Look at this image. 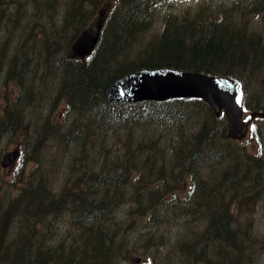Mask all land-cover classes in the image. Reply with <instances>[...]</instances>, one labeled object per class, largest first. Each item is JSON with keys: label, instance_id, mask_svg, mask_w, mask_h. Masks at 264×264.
I'll return each mask as SVG.
<instances>
[{"label": "trees", "instance_id": "1", "mask_svg": "<svg viewBox=\"0 0 264 264\" xmlns=\"http://www.w3.org/2000/svg\"><path fill=\"white\" fill-rule=\"evenodd\" d=\"M163 1L114 0L91 55L73 60L67 56L70 45L93 20L99 0H65L61 5L59 0H0V20L5 28L13 27L17 20L21 22L14 50L10 52L5 42L0 43V86L13 81L18 88L11 103L6 101L2 107L0 134H21L29 143L22 130L28 106L49 98V81H53L56 96L48 101L53 102V109L61 101L67 120H44L32 135L31 154L40 153L51 142L56 143L54 155H69L60 190L51 188L53 171L44 172L39 157L38 167L18 185L13 196L5 197L0 188V264H79L84 260L108 264L116 254L127 250L117 234L122 226L116 221L121 205L127 206V218L158 224L157 210L167 211L170 202L174 207V200L163 198L168 191L159 190L165 183L157 185L158 181L167 176L172 179L169 184L174 185L182 174L192 176L200 166L201 170L212 168L217 161L231 162L227 172L231 194L240 189L242 196L251 195L247 186L257 182L260 168L249 170L250 160L241 162L229 141L220 142L226 136L225 123L215 118L202 101L111 104L106 100L105 89L117 78L140 69L171 67L230 76L240 88L256 83L260 92L255 94L254 104L264 101L260 99L264 92V42L260 33L245 22L247 14L264 11V0H232L225 9L219 5L216 16L212 12L217 8L214 2L210 6L204 2L176 15L165 10L168 3L159 9ZM160 11V25L149 34L151 22ZM34 26L45 29L35 36ZM27 41L32 44L26 46ZM39 62L43 69L36 78L29 67L37 70ZM44 80L47 83L40 87L37 82ZM242 104L249 108L244 101ZM154 124L173 131L170 137L176 141L174 154L178 157L172 165L162 158L164 151L159 142L163 137L145 132L141 135ZM207 191V187L200 186L198 199ZM202 203L204 198L198 205ZM179 208L183 214L193 212L185 201ZM218 210L215 219L207 218L210 208L204 206L202 218L207 222L203 232L192 236V240H181L180 251L190 256L197 250L198 257H202L205 246L198 248L200 239L211 234L212 242L224 240L234 252L241 249L240 226L226 210ZM59 216L72 221L78 237L66 247L61 243L44 246V220ZM13 219L19 222L18 231L9 237ZM43 221L44 231L34 248L33 238L39 232L36 226Z\"/></svg>", "mask_w": 264, "mask_h": 264}, {"label": "rangeland", "instance_id": "2", "mask_svg": "<svg viewBox=\"0 0 264 264\" xmlns=\"http://www.w3.org/2000/svg\"><path fill=\"white\" fill-rule=\"evenodd\" d=\"M99 1L100 4L97 11L107 8L109 9L108 15L111 8L114 6V0ZM165 1L166 0L159 5V9L163 8L165 3V5L168 3L169 7L165 8V10L167 12L172 11L173 14L176 15H180L188 9L194 10L192 9L193 7L203 4L204 2L209 3L207 6H210L214 2L213 7L217 8L212 10V12H214L216 16L219 5H223L220 9H225L232 0ZM59 2L61 5L65 0H59ZM161 14L160 11L158 17L154 18L153 23L151 22L149 34L154 33L158 29L161 22L160 20L163 17L160 16ZM37 17H39L42 22L45 20L40 14L37 15ZM245 20L249 28L260 33L264 42V11L249 13L246 15ZM20 25V20H17L13 27L7 29L0 20V43L5 42L10 52L14 50V39L18 34L17 29ZM44 29L45 28H41L39 30L38 26H34L33 31H36L35 36ZM31 44L32 42L30 41L26 42V46H30ZM42 69L43 64L39 62L37 70L33 73L36 78ZM44 78H47V75ZM37 83L40 87H43L47 81L44 80ZM49 83L48 91L51 92L49 98L40 99L38 103L32 102L31 105L28 106L26 121L22 130L29 137V143L24 141L21 134L16 137L0 134V160L6 151H10L15 147H19L20 149L19 157L11 166L4 169L0 167V188L5 197L13 196L17 191L18 185L23 184L24 179L28 177L31 171H34L38 167L36 163L37 157H39L41 166H44V172L49 170L53 171L50 175V185L52 189L60 190L64 182L69 163V155L67 152H60L54 155L56 152V143L49 142L44 145L40 153L31 154V145L33 143L32 135L35 133L36 129L42 125L44 120L48 119L49 122L59 123H64L67 120L68 113L65 111L63 103L59 101L53 109V102L48 101L53 95L56 96V89H54L55 82L49 81ZM243 86V96L247 107H249L248 109L251 111L254 109H263L264 101L258 105L254 104V96L256 93L260 92V86L256 83H246ZM17 92L18 89L13 81H9L6 85L0 86V114L4 103L6 101L11 103L12 97ZM263 93L260 94V99L264 98ZM237 99L240 100V96H238ZM248 115L249 112L245 111L243 119L247 120ZM222 121L225 123V120L222 119ZM144 132L152 137L156 135L158 137H163L159 142V148L164 151L168 159L171 158V155H174L176 141L174 138L170 137L173 132L170 128L160 124H154L146 127L141 132V135ZM231 143L233 150L240 157L239 159H245L246 163L250 160V163H247L248 168H250L249 170H253V167L258 163L260 167L257 182L251 181L250 185L247 186L251 195L246 194L240 198L239 201H235L236 208L234 210V217L239 223L242 233V238L239 240V247L241 248L239 251L234 252L226 242H219L214 245L212 242L205 239L201 243V246L206 243L203 248L204 255L202 257H198V252H195L192 256L183 258L179 247L180 241L188 240L191 238L190 236L192 234L199 235L203 231V225L189 224L186 226L185 224H176L175 220L180 214L178 206L173 203L174 207H172V202H170L167 211L164 209L157 210L155 217L159 220L158 224L155 225L145 224L146 220L127 218V206L121 205L117 210L118 216L116 221L122 226L118 229L117 234L119 235L118 239L124 241L127 250L126 252L121 251L123 254H116L108 264H264V118L256 117L251 120L245 136ZM29 158H34V160L30 161ZM214 161L213 155V162ZM206 167L208 169H203L200 174H205L206 172L214 174V171L216 172L215 178L218 180L223 170L231 168V162L217 161L214 167ZM167 180L168 177L165 176L158 181L157 185L164 184ZM196 185V181L184 177L178 181L176 193L181 196L185 195L189 197L193 191V187ZM196 191L197 189L194 190L193 196L196 194ZM170 195H173V193ZM230 208H232V205ZM145 217H147V215ZM167 217L169 219H165ZM172 217L173 219H171ZM44 221L47 226V230L43 236L44 246L52 247L57 243H61L63 247H66L75 243V239L78 237V228L72 226V221L70 219L65 216H59L51 221L47 219ZM44 221L36 226V230L39 232H37L36 238H33L35 239L33 244L34 248L38 239L41 238V232L44 231V227L41 225ZM150 225L154 228H151ZM18 226L19 222L13 219L8 228L9 237L18 231ZM209 247L210 256L208 253ZM136 256L140 258L138 263L132 261ZM79 264L90 263L84 260L79 262Z\"/></svg>", "mask_w": 264, "mask_h": 264}, {"label": "water", "instance_id": "3", "mask_svg": "<svg viewBox=\"0 0 264 264\" xmlns=\"http://www.w3.org/2000/svg\"><path fill=\"white\" fill-rule=\"evenodd\" d=\"M102 14V12H101ZM102 20L84 30L71 46L72 58H84L94 49ZM109 102H140L145 100L163 101L170 98H200L218 116L223 109L227 118L228 137L240 138L242 127L247 123L241 120L242 109L235 101L237 84L225 76H212L195 71H181L172 68L142 69L122 76L106 88ZM264 116V113L259 114ZM18 148L6 152L1 166H9L18 156ZM138 262V258L134 259Z\"/></svg>", "mask_w": 264, "mask_h": 264}, {"label": "flooded vegetation", "instance_id": "4", "mask_svg": "<svg viewBox=\"0 0 264 264\" xmlns=\"http://www.w3.org/2000/svg\"><path fill=\"white\" fill-rule=\"evenodd\" d=\"M217 188H219L217 185H212V191L216 190ZM217 198H226V195L224 192H219V191H216L215 193H213V201H211L210 203H208V207L210 208V211H209V218L211 219H215L213 216H214V213L219 211L218 210V205L217 203H215L214 199H217Z\"/></svg>", "mask_w": 264, "mask_h": 264}]
</instances>
